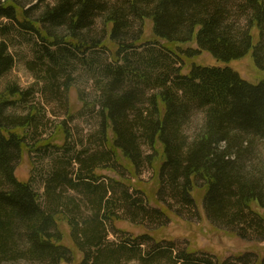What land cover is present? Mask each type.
Wrapping results in <instances>:
<instances>
[{
    "label": "trees",
    "instance_id": "trees-1",
    "mask_svg": "<svg viewBox=\"0 0 264 264\" xmlns=\"http://www.w3.org/2000/svg\"><path fill=\"white\" fill-rule=\"evenodd\" d=\"M232 1L0 0V79L15 65L7 42L15 31L43 42L29 66L36 72L41 66L37 79L45 81L54 100L68 101L75 85L71 74L83 67L98 91L93 103L82 101L100 118L101 148L83 143L80 150L70 148L66 141L72 133L64 125L59 128L63 146L53 145L52 138L31 145L27 131L37 124L36 108L10 121L5 109L34 91L9 86L0 95V264H75L61 222L83 256L77 264H253L249 255L221 261L176 252L173 243L163 246L148 233L121 244L109 242L108 227L122 214L136 222L168 216L170 208H149L140 184L123 175L114 183L96 173L98 168L117 173L118 166L136 180L145 164L156 166L160 155L159 203L169 196L196 207L192 192L201 180L212 224L243 240L264 242V159L256 162V148L264 146V81L252 85L230 68L195 64L185 75L182 67L185 58L204 53L231 63L253 51L264 71V0ZM230 5L237 21L231 19ZM147 22L154 41H145ZM194 42L196 49L180 53L170 46ZM196 110L203 123L189 135L186 127ZM68 116L73 117L70 105ZM27 151L49 157L62 153L43 178V196L31 180L15 176L16 163ZM69 192L79 197H67ZM80 200L91 204L93 215L83 214ZM149 243L153 246L144 250Z\"/></svg>",
    "mask_w": 264,
    "mask_h": 264
},
{
    "label": "rangeland",
    "instance_id": "rangeland-1",
    "mask_svg": "<svg viewBox=\"0 0 264 264\" xmlns=\"http://www.w3.org/2000/svg\"><path fill=\"white\" fill-rule=\"evenodd\" d=\"M238 1L233 0L232 2L236 3ZM230 9L233 14H231L232 21H237L235 8L230 5ZM242 24L244 25L245 23L242 22ZM101 28L102 26L99 25V29ZM15 32L7 38L10 52L15 58V65L9 73L0 79V95L4 94L9 86H18L23 91L32 89L34 92L32 97H28L25 102L7 107L5 109V118L10 121L12 117L26 116L31 111V108L35 107L36 112L39 114L37 124L34 129L29 132L27 131V134L29 133L27 142L31 145H36L52 138L51 143L53 145L63 146L65 139L61 135L59 128L61 125H64L72 133L66 141L70 148L74 147L76 150H80L83 143L86 147H91L93 150H101L97 139L99 137L100 118L97 116V112H93L90 107L85 108L84 104L85 102L93 103L97 99L98 91L95 87L94 80L87 75L83 67L79 66L71 74L75 85H73L74 89L66 94L68 101L67 99L66 101L62 100V102L60 100H54L52 93L47 88L45 89V81L37 79L39 75H42L41 66L37 65V72L32 71L29 66V63L37 60L36 51L42 47L43 42L35 38H28L19 31ZM254 34L256 42L258 39V31L256 30ZM144 36L146 42L154 41L153 29L149 22L146 24ZM170 46L177 53H180L179 49L187 50L190 47L197 48L196 42L187 45L171 43ZM194 64L210 68H230L252 85H259L264 81V71L259 70L256 66L253 51L244 59L231 63L219 61L209 53H204L194 58H185V63L182 66L184 67L185 75L190 74ZM8 98L11 101H16L17 99L16 97ZM69 105L73 112L72 118L68 116ZM33 112L35 111L33 110ZM202 123L203 114L200 110L194 111L192 119L186 127L187 133L192 135L194 130ZM256 150L258 156L256 162L259 163L264 159V146L259 144ZM49 152L51 154V151ZM144 152L146 155L151 154V150L147 146H144ZM56 155L61 157L62 153L51 154V157H49L43 152L29 154L27 151L16 163L15 176L19 181L27 182L31 180L35 189L43 196V178L51 171L50 165L53 164L52 160L57 157ZM157 159L158 161L154 163L156 166L153 168L145 164L141 169L139 178L136 180L132 179L131 173L126 172L118 166L117 173L109 170V168L96 169V173L103 175L108 182L110 180L115 183L114 180H118L119 176L123 175L126 179L131 180L134 186L139 183V186L146 192V198L144 200L149 208H170V211H167L168 216L157 219H153L150 216L146 218L140 217L136 222H131L127 215L122 214L120 220L115 221L113 225L110 224L108 227L109 242L121 244L127 239L148 233L155 240L162 241L163 246H169L170 242L173 243L176 252L188 250L192 253L197 252V256L199 257L214 258L215 260L219 259L221 261L236 259L242 255H249L251 256L249 258L250 263L253 264H259L264 260V242L257 241L255 238L243 240L228 228L214 225L208 219L204 209V198L207 193V188L204 187L203 181L197 180L196 187L192 192V196L197 205L196 207L187 208L182 206L169 196H165L164 203H159L156 192L159 189L161 156L158 155ZM122 162L126 164L125 161ZM111 166H114V164L112 163ZM67 197L79 196L74 192H69ZM79 205L84 215L91 216L94 214V208L86 200H80ZM162 223H164L163 226H161ZM65 224V222H61L58 227L66 235L65 245L74 250L77 260L75 264H77L82 260L83 256L69 239L70 229ZM151 246H153V243L146 244L143 246V249L148 250ZM122 263L139 264V262H130L128 260ZM5 264L27 263L17 262Z\"/></svg>",
    "mask_w": 264,
    "mask_h": 264
}]
</instances>
